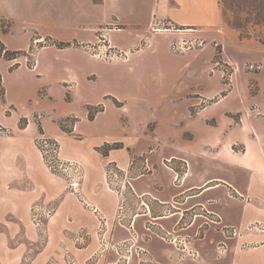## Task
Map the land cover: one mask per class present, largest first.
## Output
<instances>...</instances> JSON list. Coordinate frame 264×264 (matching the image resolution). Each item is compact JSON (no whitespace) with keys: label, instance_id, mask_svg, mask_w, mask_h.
<instances>
[{"label":"crops","instance_id":"obj_1","mask_svg":"<svg viewBox=\"0 0 264 264\" xmlns=\"http://www.w3.org/2000/svg\"><path fill=\"white\" fill-rule=\"evenodd\" d=\"M6 4L8 9H0V41L6 49L28 51L32 43L42 45L36 47L30 65L24 56L0 57V124L8 131L0 135L1 262H66L59 246H41L31 253L38 236L29 207L44 198L48 190L44 183L48 187L55 181L44 168L35 140L44 130L48 136L66 135L53 126L46 130L44 119L69 113L80 117L76 131L83 133L79 125L85 122L96 136L86 150L61 155L81 164V195L113 225L114 239L132 238L164 264H171L173 253L172 246L159 237L165 231L193 238L200 259L183 264H240L238 246L257 243L250 247L253 252L264 249V232L246 230L252 222L264 223L259 206L264 203V40L254 33L240 37V30L226 22L220 0H0V6ZM44 10L58 21L52 37L76 45L57 48L41 42L44 33L32 35L27 28L33 18L44 21ZM2 19L9 22L6 32ZM101 34L110 46L127 50L128 57L112 62L96 58L86 46L96 44ZM190 35L202 36L207 44L183 53L170 50L175 38ZM216 46L222 48L223 62L230 66V89L224 87L221 70L210 74ZM247 66L254 68L246 70ZM249 81L254 82L251 94L245 90ZM67 89L79 92L80 98L76 108L62 111ZM127 99L136 108L181 101L188 109L200 100L206 103L190 119L181 120L175 114L169 120L155 117L146 136L144 122H124L122 105ZM100 103L104 109L86 121L90 119L84 106ZM114 111L121 112L124 124L119 128L114 127L118 118ZM236 113L240 120L232 118ZM104 141L125 146L104 155L93 148ZM144 154L152 171L140 174L137 166L143 165L142 160L135 164L131 160ZM169 159L186 163L179 181H175L177 168L164 163ZM109 162L128 172L131 188L118 193L106 187ZM120 202L123 213L117 221ZM214 216L217 222L210 220ZM69 218L72 229L84 226L93 234L92 212L68 194L58 201L48 227L51 232L65 231ZM227 227H235L241 236L226 237ZM221 241L227 250L219 256L216 246ZM87 249L89 245L73 253L83 260L95 251ZM259 254L264 259V251Z\"/></svg>","mask_w":264,"mask_h":264},{"label":"rangeland","instance_id":"obj_2","mask_svg":"<svg viewBox=\"0 0 264 264\" xmlns=\"http://www.w3.org/2000/svg\"><path fill=\"white\" fill-rule=\"evenodd\" d=\"M7 8L6 6L1 5L0 9ZM241 17L246 18L248 15L245 12H241ZM226 22L233 26L231 21L234 20L233 14L231 12H226L225 14ZM58 21L55 20L51 15L47 14L44 10V21L39 20V17L33 18L31 20V24L28 26V30L32 32L33 36H37V34L44 33V37L41 40V42H44V44H48L50 42L49 37H52V33L57 32L56 29V23ZM4 26L7 28V25L9 24L8 20L2 19L1 20V27ZM248 33H254L256 36H261V26L260 25H248L247 29ZM202 40H204V44L200 47L196 46L192 50H198L200 48H203L207 44V40L203 38L200 35H195ZM181 37V36H178ZM177 37V38H178ZM56 39V37L54 38ZM176 39V38H175ZM174 39V40H175ZM57 40V39H56ZM47 42V43H46ZM72 45H76L77 43L75 41L71 42ZM39 46L38 43H32L28 51H21L24 52L25 55H21L26 57L27 64L30 65L33 62V52H35L36 47ZM86 48L91 51V53L98 59L112 62V61H118L123 60L128 57V52L125 49L112 47L110 46L109 41L104 35H100L98 42L96 44H90L87 45ZM215 55L213 57L212 67L210 68V74H213V71H216L217 69L222 71V81L224 83L225 89H230L232 87V83L230 80L231 77V70L230 66L225 64L222 59V48L220 46H216ZM117 50H123V52H126L125 57L117 58V59H108L109 55H113L117 52L118 55L119 51ZM171 50V49H170ZM172 51V50H171ZM191 51V50H189ZM188 52V51H186ZM176 53V52H174ZM20 57V56H18ZM17 57V58H18ZM117 57V56H116ZM114 57V58H116ZM248 68H254L246 67V70ZM153 84H156L154 82ZM249 91V94L254 92V82L249 81L246 89ZM72 98H74V104L73 105H67L66 103H70L72 101ZM80 98L79 92H71L70 90L65 91L64 96V103L65 105L62 106V111H67L69 109H72L73 106L76 108V103L78 102ZM114 103L118 106L119 102L114 99ZM125 101V100H121ZM118 102V103H117ZM184 102L178 101L176 103H162L161 106H151L149 107H142V108H136L135 103L133 100L127 99L126 102H124L123 107V120L126 122V120H136L138 122H144L142 125L145 129V135L148 136L150 132L152 131V128L154 127L155 123V117L157 120H169L171 114H175L176 118L185 120L186 118L190 119L191 117H194L199 109H201V105H204L206 102L204 100H200L199 104L195 105L194 107H190L186 109ZM126 104V105H125ZM90 106L89 110L90 113H92V118H89L88 115V109L87 107ZM102 106V108L100 107ZM141 107V106H140ZM86 112H87V118L90 120L86 121H92L94 116H96L98 113H100L104 109V105L102 103L97 105H86L84 106ZM100 109V110H99ZM109 113V112H108ZM107 113V114H108ZM112 115L116 114L118 118L114 121V127L119 128L122 126L121 120L119 119L121 112H111ZM240 113H236L232 115V118L234 120H240ZM143 119V120H140ZM146 119V120H144ZM148 119V120H147ZM209 120H215L214 118ZM80 121V117L76 113H69L62 117L53 119V120H46L44 119V128L47 130V127H56L59 128L61 131H64L66 135L57 138L56 136H48L39 134L36 138V145L38 149L40 150V147L38 145V140L40 143L41 139H44V168H46L51 177L54 178L56 181H52V183H49V188L46 186V183H44V188L48 189L47 191L44 190V198H38L35 200L29 207L30 212V221L33 226V228L36 231V234L38 236L37 241H35L32 246V252L34 254V250L37 248L44 246L46 248L47 246H59L64 251V259L65 264H127L133 260H136L139 262V264H164L161 261H158L154 258H152L149 253L144 249L143 246H141L136 241H133L132 238L128 240H122L117 241L114 239L113 231L114 227L113 225L109 224L107 222L106 217L101 212V210L90 203H88L81 195V184L83 180V170L81 164L73 159H66L63 158L62 155L71 154L72 151L75 150H86L89 147V144L93 137L96 135H92L93 131L90 130V126L82 122L79 125V129L83 133H81L79 130H75V124ZM132 122V121H131ZM0 126H2L0 124ZM94 127V125H92ZM141 127V125H138ZM4 130V134H6L8 131L6 128L2 126ZM40 128V127H39ZM142 128V127H141ZM41 132V128H40ZM87 134L84 136L83 134ZM3 135V134H0ZM185 136V135H184ZM115 144H118V146L114 148H110V146H113ZM122 145V146H121ZM125 146L124 142H117V141H104L102 144L98 146H94L93 148L95 150L100 151L102 154L105 155V153L108 154L110 149H117L122 148ZM156 144L152 147L155 148ZM126 148L130 149L129 146H126ZM149 152V148L147 150ZM62 154V155H61ZM147 154V153H146ZM146 154L132 158V164L138 162L137 160H142L143 165L140 167L138 164V172L140 174H144L147 172L152 171V166L148 165L146 162ZM173 159L164 160V163L168 167L175 166L176 169V175H175V181H179L184 174V171L186 170V163L183 160H177L176 163L172 161ZM181 161V162H180ZM173 163V164H172ZM174 167V168H175ZM173 168V169H174ZM105 183L106 187L110 190H116L118 193H120L121 190H125L128 186L131 188V184L128 179V172L124 169H121L116 165V163L109 162L106 165V173H105ZM58 182V183H57ZM72 195L76 198L77 202L83 205L84 208L90 210L93 214V217L95 218V228L93 231V234L89 232L86 227L79 226L78 228L70 227L72 226L71 219L67 221V227L65 228V231H59V232H51V230L48 227L49 222L54 218L57 212V204L60 199H62L65 195ZM248 199V198H247ZM42 205L44 207V212H47V216L44 213V217L42 218V221L36 222L33 219L31 208L34 205ZM259 206L262 208L264 212V203H259ZM123 211V205L121 202L118 205L117 212L115 215V219L117 221L121 220L122 212ZM199 211V210H198ZM211 221L217 222L218 218L216 216L210 218ZM246 230L252 231V232H264V223L255 221L250 223ZM224 235L226 237H233V236H241V232H239L235 227H227L224 228ZM159 237L162 239V241L169 243L173 248V253L170 255V260L172 261L171 264H183L185 260L189 259L192 261H198L200 259V251L198 248L194 245V240L192 237L187 235H180L176 233L175 231H165L160 232ZM89 245V248L87 250H95L93 253H90L85 259L81 260L73 253L76 249H82ZM257 243H252L250 247L256 246ZM250 247L245 245L244 247H239L236 251V259L241 264L244 261L250 259V264H264V259H261L260 252H263L264 249L258 250L253 252ZM217 254L219 256L225 254L227 250V244L223 241L219 242L216 246ZM31 253L28 254V257H30ZM246 256H251L252 258H246ZM77 260H80L78 263ZM28 260L22 261L21 264H27ZM0 264H14L13 261H5V263L0 261Z\"/></svg>","mask_w":264,"mask_h":264},{"label":"trees","instance_id":"obj_3","mask_svg":"<svg viewBox=\"0 0 264 264\" xmlns=\"http://www.w3.org/2000/svg\"><path fill=\"white\" fill-rule=\"evenodd\" d=\"M222 11L224 15L226 12H231L233 14L234 20L231 21L232 25L240 30V37H248L251 34L248 33V25H260L261 26V36H257L259 41L264 40V0H220ZM241 12H245L248 17L242 18ZM2 31L6 32L7 28L2 24ZM49 45H54L57 48H63L72 45L71 42L59 41L54 38L49 37ZM47 43V42H46ZM42 44H39V46ZM45 45V44H44ZM47 45V44H46ZM217 49V48H216ZM34 53V52H33ZM25 55L21 51H11L6 49L4 44L0 41V57L8 60L16 59L18 56ZM1 81V78H0ZM0 95H3L2 88L0 86ZM118 103V102H117ZM102 108V106H100ZM90 106L87 107L89 118H92V113L89 110ZM100 110V109H99ZM25 121V120H24ZM23 125V121L20 122V126ZM118 146L115 144L110 146L114 148Z\"/></svg>","mask_w":264,"mask_h":264},{"label":"built area","instance_id":"obj_4","mask_svg":"<svg viewBox=\"0 0 264 264\" xmlns=\"http://www.w3.org/2000/svg\"><path fill=\"white\" fill-rule=\"evenodd\" d=\"M204 44V40H202L201 38L195 36V35H190V36H181L176 38L175 40H173L170 44V49L172 50V52H176V53H183L189 50L194 49L196 46L200 47ZM119 51V53H121L120 55L116 53H114L113 55H109V58L112 59H117V58H121V57H125L126 52L123 50H117ZM117 56V57H116ZM116 57V58H114ZM4 130L2 128V126H0V134H4L3 133ZM38 145L40 147V152L44 157V139L38 140ZM31 213L33 216V219L38 222V221H42V218L44 217V213L47 216V212H44V207L40 204L38 205H34L31 208Z\"/></svg>","mask_w":264,"mask_h":264}]
</instances>
